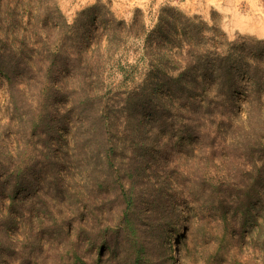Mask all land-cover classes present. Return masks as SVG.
Segmentation results:
<instances>
[{"label":"rangeland","instance_id":"1","mask_svg":"<svg viewBox=\"0 0 264 264\" xmlns=\"http://www.w3.org/2000/svg\"><path fill=\"white\" fill-rule=\"evenodd\" d=\"M136 263L264 264V0H0V264Z\"/></svg>","mask_w":264,"mask_h":264},{"label":"trees","instance_id":"2","mask_svg":"<svg viewBox=\"0 0 264 264\" xmlns=\"http://www.w3.org/2000/svg\"><path fill=\"white\" fill-rule=\"evenodd\" d=\"M172 185V184H171ZM154 203H152V205H153ZM174 215H175V211L174 210H167L166 209V212L165 213H163L162 215H161V218H160V220L161 221H163V223L165 224V225H170V222L172 221V219L174 218ZM124 219H126V222H127V224H131L132 225V219H130V217H129V214L128 213H126V212H124ZM224 220V219H223ZM129 232L132 234V235H134V231L133 230H129ZM208 234H209V239H206L209 243H215V241H216V239H217V242L218 241H220V240H218V235L217 234H219V231H218V227H214V228H210V229H208ZM167 233H166V231L165 232H163V235H166ZM210 237H212V238H210ZM221 242V241H220ZM209 243H208V245H209ZM104 253V252H103ZM202 254V258H203V260H205V259H210L209 257L210 256H207V253H201ZM102 256V255H101ZM171 256V255H170ZM207 256V257H206ZM219 259L217 260V262H219V263H221V261H223V255H221V256H219L218 257ZM137 264V263H136Z\"/></svg>","mask_w":264,"mask_h":264},{"label":"bare ground","instance_id":"3","mask_svg":"<svg viewBox=\"0 0 264 264\" xmlns=\"http://www.w3.org/2000/svg\"><path fill=\"white\" fill-rule=\"evenodd\" d=\"M174 253V252H173ZM173 255V254H172ZM174 256V255H173Z\"/></svg>","mask_w":264,"mask_h":264}]
</instances>
